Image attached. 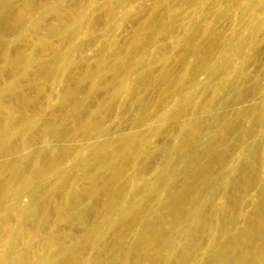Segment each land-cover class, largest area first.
Returning <instances> with one entry per match:
<instances>
[{
  "label": "rangeland",
  "instance_id": "1",
  "mask_svg": "<svg viewBox=\"0 0 264 264\" xmlns=\"http://www.w3.org/2000/svg\"><path fill=\"white\" fill-rule=\"evenodd\" d=\"M11 1L7 20L0 24V27L5 30V38L0 41V86L5 87L12 81H16L11 89H6L0 96V129L3 128L5 133L10 132L7 138L2 139L7 143L6 149L0 151V165H2L0 169V258L4 254H8L11 258L19 257L20 253L28 247V262L25 264H51L49 262L56 261L53 257L57 251L54 248L46 249L47 232L53 231L61 235L65 229L71 230L72 235L65 238L64 243L72 242L84 234L95 213L104 209L106 204L107 196L103 190L107 182L106 176L93 182L80 180L81 175L93 171L97 161L91 158L88 166H82L78 162L79 154L90 152L99 140H105L103 142L112 146L116 145L121 137L142 132L148 127L162 129L160 113L168 114L181 98L178 77L193 74V77L192 74L190 76L197 84L195 101L202 103L209 94V90L202 86V83L207 80V72L203 70L196 72L193 68L197 59L196 55L189 54V57H186L183 48L190 42L204 46V28L214 29L220 32V35L238 33L242 38H246L248 32L242 27L241 20L243 4L249 0H126L122 4H118L117 0H52L54 8L49 10L46 8L51 3L49 0ZM169 6L175 7L178 14V26L155 36V41L148 47L152 64L138 63V57L132 49L134 43L139 40L134 38L136 30L140 27L150 33L153 32L152 25L157 20L165 19L166 9ZM78 15L82 16L85 22L73 41L64 42L58 36L49 37L50 27L70 23ZM253 21L256 24L264 23V6L256 10ZM248 30H251V27ZM257 36L259 57L251 56L252 59L250 57L247 63L248 73L251 76L244 80L238 78L235 83L236 89H247L248 95L242 100L231 101V107L228 108L226 100L233 97L235 93V90L231 89L223 93L221 100L213 107H207L210 124L197 144L202 156L201 161L204 158L203 150L208 140L206 139L208 132L215 130L221 121L233 119L235 112L243 110L247 105L264 109V26L257 32ZM46 40L52 44L51 48L40 46ZM68 46L76 47L73 59L67 61L68 72L49 76L48 69L62 53L61 51ZM247 52L251 54L248 48ZM24 55L31 57L29 66L25 65ZM101 55L104 56V62L100 61ZM183 56L188 58L187 63L180 62L179 59ZM229 56L230 52L223 49L216 50L212 54L213 59L222 62H225ZM162 59L165 61L161 63ZM240 62L241 57L235 55L234 63L238 65ZM150 67L153 68L150 84L140 86L135 93L131 92L125 82L136 80ZM94 69L98 72L93 83L85 80L74 96L66 94V89L75 87L79 78H85L87 71ZM112 70L116 71L114 75ZM173 70L174 72L170 74L173 79L167 80L164 73L168 71L171 73ZM225 75L233 76L234 74L226 68L225 72L220 74V79L225 78ZM115 85L121 87L117 96L113 91ZM92 88L94 97L77 104L75 112L81 119L88 120L95 112H101L103 121L100 130H97L93 136L85 137L81 131L82 124L71 116L73 108L71 99L85 98L87 90ZM103 103L110 106L102 108ZM27 123L30 127L25 129ZM165 123L163 125L166 127L161 130L160 138L149 137L153 153L149 159H146L145 164L140 168L126 169V176H132L138 184L146 179L154 180L165 165V146L179 137V130L174 119L169 117ZM252 124L253 117L248 115L243 123L238 122V129ZM51 127L57 128L55 135L51 132ZM38 129L41 131L39 136L36 134ZM238 132L229 139L233 141L234 146H237L232 150L236 158L235 160L233 158V168L227 170L230 184L233 181L239 183V169H244L247 159L252 158L246 152L247 139L242 143L236 139L239 137ZM255 133L259 139V145L264 150L263 122L256 124ZM25 137L30 139L27 146L22 143ZM65 143H70L75 148L67 155L61 156L59 170H66L67 175L60 177L59 173H49L46 170L38 189L42 200L47 205L55 201L62 207L67 206L69 200L62 194H55L53 192L55 188L61 185L68 192L80 193L81 207L86 210V214L82 221L74 218L71 221L60 222L50 216L49 222L47 221L43 227L44 230L28 238L30 229L35 224V218L33 215L25 218L26 214L21 215L17 211L29 207L31 201V189L25 185L24 180L33 170L32 152L41 151V159L49 162L50 156L58 153ZM255 155H253V161L264 179V161H259ZM186 164L187 158L181 156L172 168L181 169ZM17 165L20 166L21 173L16 175L18 178L11 179L12 168ZM62 178L68 181L62 183ZM181 179V176L175 175L170 181L177 186L181 183ZM8 181L12 187L19 188L21 192L17 197L9 193L6 201L3 202L2 187ZM262 186L260 180H253L247 186H239L242 190L238 192L241 203L231 214L235 219L227 230L217 234L201 231L197 246L194 247L199 250L200 256L191 258L189 264H219L222 251L220 244L230 243L233 236L242 241L240 249H237L238 252L254 254L259 246L264 247V235L253 233L260 222L264 225V215L257 216L261 207L264 210V197H261ZM226 188L227 192L220 194L215 202L217 210L214 209L211 212L214 220L228 212L227 199L232 193V188L231 186ZM162 196L166 198L167 193H163ZM153 203L154 201H150L149 205ZM44 208L42 204V209ZM10 209L15 212H11ZM119 216L118 212L114 214L115 218ZM259 218L262 221L258 220ZM20 228L21 234L23 231L24 234L16 242H12L10 229L15 231ZM141 228L142 225L139 223L127 224V227L123 229L126 240H136ZM117 231L118 229L108 231L104 238L97 242L100 252L95 248L87 247L82 253L83 256L90 259L92 264H95L100 257L110 261V256L116 251ZM183 244H185L184 241H182ZM117 264L130 263L128 260H122ZM228 264H234V261L230 260Z\"/></svg>",
  "mask_w": 264,
  "mask_h": 264
},
{
  "label": "bare ground",
  "instance_id": "2",
  "mask_svg": "<svg viewBox=\"0 0 264 264\" xmlns=\"http://www.w3.org/2000/svg\"><path fill=\"white\" fill-rule=\"evenodd\" d=\"M50 1V5L46 6L47 10L54 8V5H52L53 1ZM125 1L117 0V3L122 4ZM11 5V0H0V24L6 22ZM243 6L241 23L242 27L245 28L244 30L248 32L246 38H242L238 33L226 36L222 33V35L224 34L222 36L220 32L219 34L214 29L204 28V46L190 42L188 46L183 48L186 57H189V54L196 55L195 58L197 59L193 64L194 70L196 72H200L201 70L207 72V80L202 83V86L209 90V94L202 103H197L195 101V88L197 84L193 82V74H190L192 77L188 75L187 77L177 78L179 80V90L182 92L181 98L168 114L160 113L159 120L161 126H163L162 129H164L166 127L164 126L166 124L165 121L169 117L173 118L179 130V137L176 141L172 140L170 144L165 146V165L154 180L146 179L143 183L138 184L132 176L127 177L125 172L129 167L140 168L145 164L146 159H149V156L153 153L149 137L157 136L160 138L162 136V129L148 127L142 132L121 137L117 144L112 146H108L103 142L105 140H99L90 152H81L79 154L78 162L82 166H88L91 158L98 163L93 166L92 172H86L81 175L80 180L93 182L106 176L107 182L103 186V190L107 196L106 204L104 209L98 210L95 213L84 234L72 242L64 243V239L72 235L71 230L65 229L61 235L55 234L53 231L47 232L46 249L54 248L57 251L53 257V260L56 261L49 263L92 264V261L85 258L82 254L85 248L92 247L100 252L97 242L99 243L108 231H116L118 229L115 236L116 251L110 256L111 260L106 261L105 258L100 257L95 264H117L122 260H128L130 264H189L191 258L200 256L199 250L194 247L197 246L201 231L217 234L227 230L235 219L231 214L238 209L241 203L238 197V192L242 191L239 188L240 185L247 186L253 180H260L263 184L261 197H264V179L253 161V155L255 154V157L259 161H264V150L259 145V139L255 133L256 124L264 123L263 108L247 105L243 110L236 111L233 119L221 121L215 130L208 132L206 138L208 140L203 150L204 158H202V161V156L197 148L199 139L207 132V127L210 124L207 107H213L215 103L221 100L223 93L225 94L231 89H234L235 93L232 95L233 97L226 100V107L228 108L231 101L235 99L242 100L248 95L247 89H236L235 83L238 78L244 80L251 76L248 73L247 63L250 61L249 58L251 56L256 58L259 55L257 50V32L263 29L264 23L259 22L256 24L253 20L256 10L264 6V0H249ZM164 17V20L154 22V25H152L153 32L151 33L140 27L136 30V35H134L136 37H133L139 40L134 43L132 49L138 57V63L152 64V56L149 53L148 47L155 41V36L164 34L169 28L178 26V14L174 6L167 7ZM84 22L85 19L78 15L70 23L52 26L49 29V37L58 36L64 42L73 41L84 26ZM249 27H251V30H248ZM4 38L5 30L0 27V41ZM40 46L51 48L52 44L46 40ZM247 48L250 49L251 54L247 52ZM222 49L230 52L229 58L225 62L213 59V52ZM61 52L47 71L51 77L59 72H68L69 64L67 61L73 59L76 47L68 46ZM235 55L241 57V62L238 65L234 63ZM185 56L179 59L180 62L187 63L189 61L186 62L188 58H185ZM100 58V61L104 62V56L101 55ZM23 59L25 65L29 66L31 57L24 55ZM164 61L162 59L161 63ZM226 68H229V71L234 75H225V78L220 79V74L224 73ZM97 72V69L87 71L86 77L79 78L75 87L66 89V94L74 96L77 90L82 87L85 80L93 83ZM173 72L174 70L171 73L169 71L165 72V78L172 80L173 78L170 74ZM115 73L116 71L112 70V75ZM152 76L153 68L150 67L147 72L141 74L136 80L125 83L128 85V89L135 93L140 86L149 85L150 80L153 78ZM15 83L16 81H12L5 87L0 86V96L4 94L6 89H11ZM120 89V85L114 86L113 91L115 96L119 94ZM94 95V89L92 88L87 90L85 98L76 99L74 97L71 99L73 103L71 116L80 121L82 124L81 131L85 137L93 136L97 130L101 129L103 116L101 112H95L90 120L81 119L80 115L76 114L75 107L77 104L89 101ZM109 106L110 104L103 103L101 107L108 108ZM228 108L226 109L228 110ZM248 115L253 117V124L249 127L243 126L241 129H238V122L243 123ZM29 127L30 124L27 123L25 129ZM56 129V127L50 128L54 135L57 132ZM237 131H239V137H235H238L236 139L240 143L247 139L246 152L252 158L247 159L244 169H239V183L237 184L233 181L230 184L227 170L233 168V162L236 158L232 150L236 149L237 146H234L233 141L231 142L229 139H232L234 133ZM36 134L39 136L41 131L38 129ZM9 135L10 132L5 133L3 128L0 129L1 152L7 146V143L2 139L7 138ZM28 140L30 139L25 137L22 143L26 145L29 143ZM74 149V146L70 143L63 144L58 153L50 156L49 162L41 159V151L35 150L32 152L34 157L33 170L24 180L25 185L31 189V201L29 207L17 211L21 215L26 214L24 215L25 218H30V215H33L35 218V224L31 227L28 238H32L36 235V232L44 230L43 227L47 221L49 222L50 216L54 220L58 219L60 222L71 221L74 218L80 221L84 219L86 210L81 207L80 193L68 192L61 185L55 188L53 190L55 194H62L69 200V204L62 207L55 201L51 205H47L42 200L38 189L46 170L49 173L57 172L60 177L67 175L66 170H59V164L62 160L61 156L67 155ZM181 156L187 158V164L181 169L172 168L175 161ZM1 167L2 165H0V169ZM12 169L11 179L18 178L16 175H20L21 173L20 166H13ZM175 175L182 177L181 183L177 186H174L170 181L171 177ZM67 181V179L62 178V183ZM228 186L232 188V193L227 199L228 212L226 214L223 213L220 218L214 220L211 212L214 209L217 210L215 202L220 194L227 192L226 187ZM20 192L19 188L12 187L10 181H8L2 187V201H6L9 193L17 197L20 195ZM165 192L167 193L166 198L162 196ZM150 201H154L151 206L149 205ZM42 204L45 206L44 209H42ZM10 210L11 212H15L13 209ZM117 212L120 216L115 218L114 214ZM258 212L257 216L264 215L262 207ZM258 220L262 221L261 218ZM129 221L130 223H128ZM134 222L141 224L142 228L136 240L128 241L123 229L127 227V224H133ZM17 229L15 231L10 229V239L12 242H16L24 234V231L21 234V228ZM253 233L264 235V225L262 222L254 229ZM231 240L230 243L220 244L222 251L220 253L219 264H228L230 260H233L234 264H264L263 246H259L254 254L244 251L238 252L237 249H240L242 241L235 238V236ZM182 241L185 244L182 245ZM28 254V247L20 253L19 257L11 258L8 254H4L0 258V264H25L28 262Z\"/></svg>",
  "mask_w": 264,
  "mask_h": 264
}]
</instances>
